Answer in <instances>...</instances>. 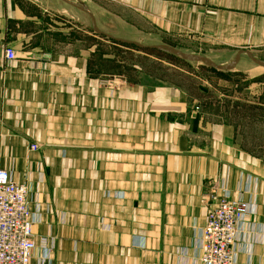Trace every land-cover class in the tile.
<instances>
[{
    "label": "crops",
    "instance_id": "crops-1",
    "mask_svg": "<svg viewBox=\"0 0 264 264\" xmlns=\"http://www.w3.org/2000/svg\"><path fill=\"white\" fill-rule=\"evenodd\" d=\"M97 30L264 62V0H0V169L28 184L33 233L55 245L50 264H200L223 189L256 205L238 264H264V154L192 102L188 80L139 68L101 86Z\"/></svg>",
    "mask_w": 264,
    "mask_h": 264
},
{
    "label": "rangeland",
    "instance_id": "rangeland-1",
    "mask_svg": "<svg viewBox=\"0 0 264 264\" xmlns=\"http://www.w3.org/2000/svg\"><path fill=\"white\" fill-rule=\"evenodd\" d=\"M79 2L86 6L89 0ZM81 17L85 19L83 14ZM84 22L89 26L87 20ZM100 23L104 24L102 21ZM96 41L99 73L103 70L106 74L102 76L104 79L100 81L101 86L107 88L111 80L120 82L123 79L120 75L123 74L130 78L136 77L134 72H138L139 68L142 72L155 74L156 78L167 83L188 80L192 102L202 105L210 119L223 117L226 121L234 123L244 148L264 154V67L250 60L240 65H237L238 62L215 61L218 66L234 65L230 70H222L208 63L185 60L170 52L145 46L143 43L146 42L136 41L142 46L140 47L113 41L104 34H98ZM93 44L95 43L92 39ZM173 48L186 54L207 58L206 52H197L198 49L189 45ZM103 55L106 58H103ZM259 56L264 59V54ZM189 74L194 80L189 79ZM199 76L210 87H199L200 81L196 79Z\"/></svg>",
    "mask_w": 264,
    "mask_h": 264
},
{
    "label": "built area",
    "instance_id": "built-area-1",
    "mask_svg": "<svg viewBox=\"0 0 264 264\" xmlns=\"http://www.w3.org/2000/svg\"><path fill=\"white\" fill-rule=\"evenodd\" d=\"M8 60L17 57L6 48ZM37 150V145H32ZM27 183L16 182L9 171L0 169V264H32L37 250L43 251L39 264H50L54 242L36 238ZM221 199L209 206L200 239V264H238L237 244L246 218L256 210L255 202L233 199L224 190Z\"/></svg>",
    "mask_w": 264,
    "mask_h": 264
},
{
    "label": "water",
    "instance_id": "water-1",
    "mask_svg": "<svg viewBox=\"0 0 264 264\" xmlns=\"http://www.w3.org/2000/svg\"><path fill=\"white\" fill-rule=\"evenodd\" d=\"M98 34H102L99 30H97ZM107 36V35H106ZM109 37L110 39H113V40H117V41H120V42H123V43H128V44H135V45H138L140 47H142L141 45H139L138 43L136 42H130V41H125V40H119V39H115L111 36H107ZM151 48H155V49H158V50H162V51H167V52H170L178 57H181L185 60H190V61H196V62H204V63H208V64H211V66H214L215 68H218V69H222V70H230L231 68L234 67V65L230 66V67H223V66H218L217 64H215V62H213L212 60H210L209 58H205V57H199V56H195V55H190V54H186L184 52H181L180 50L178 49H175L171 46H166V45H161V46H153ZM251 56V55H250ZM251 58L254 60V62L256 64H258L259 66H262L264 67V62L263 61H260L256 58H254L253 56H251Z\"/></svg>",
    "mask_w": 264,
    "mask_h": 264
},
{
    "label": "trees",
    "instance_id": "trees-1",
    "mask_svg": "<svg viewBox=\"0 0 264 264\" xmlns=\"http://www.w3.org/2000/svg\"><path fill=\"white\" fill-rule=\"evenodd\" d=\"M113 40V39H112ZM114 41V40H113ZM116 42V41H115Z\"/></svg>",
    "mask_w": 264,
    "mask_h": 264
}]
</instances>
